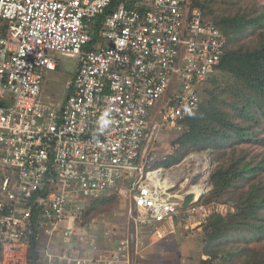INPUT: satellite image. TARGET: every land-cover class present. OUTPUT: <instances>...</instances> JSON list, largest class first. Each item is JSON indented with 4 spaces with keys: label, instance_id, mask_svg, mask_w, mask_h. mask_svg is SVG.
<instances>
[{
    "label": "built area",
    "instance_id": "obj_1",
    "mask_svg": "<svg viewBox=\"0 0 264 264\" xmlns=\"http://www.w3.org/2000/svg\"><path fill=\"white\" fill-rule=\"evenodd\" d=\"M192 1L121 0L107 13L113 0H0V264H143L182 210L186 226L223 212L196 193L183 208L200 185L194 154L147 165L155 132H183L225 55V34ZM59 57L78 66L50 105L43 83ZM113 196L124 222L86 237L108 222L85 212Z\"/></svg>",
    "mask_w": 264,
    "mask_h": 264
},
{
    "label": "trees",
    "instance_id": "obj_2",
    "mask_svg": "<svg viewBox=\"0 0 264 264\" xmlns=\"http://www.w3.org/2000/svg\"><path fill=\"white\" fill-rule=\"evenodd\" d=\"M120 2L113 0L107 13L115 10ZM218 3V0L192 1V6L200 8L225 34V55L218 76L210 79L209 87L202 94V103L182 123L183 134L174 143L179 144V148L160 164L170 168L191 154L203 152L212 155L214 161L222 162L232 152L228 165L220 163L210 174L208 183L212 189L201 204H234L235 211L226 216L216 212L205 223L202 254L208 258H202L199 264H264V249L239 246L245 242V233H250L252 240L264 238V225L260 222L264 215L261 179L264 155L237 151L241 144L264 147V33L259 32L255 44L243 41L249 31L264 30V12L251 13L243 8L233 13L221 12L215 8ZM125 4L131 5L128 1ZM6 35L7 23L0 19V36ZM198 178L191 182L198 183ZM245 188L248 189L246 194L235 200ZM120 202L116 196L94 201L85 212L86 221ZM182 211L176 219L178 229L186 224L188 217L185 210Z\"/></svg>",
    "mask_w": 264,
    "mask_h": 264
},
{
    "label": "rangeland",
    "instance_id": "obj_3",
    "mask_svg": "<svg viewBox=\"0 0 264 264\" xmlns=\"http://www.w3.org/2000/svg\"><path fill=\"white\" fill-rule=\"evenodd\" d=\"M219 3L215 5V8L219 9L221 12H227V13H233L237 9H242L243 10H250L251 13H254L256 11L259 12H264V0H218ZM238 4L237 6H235ZM237 12V11H236ZM210 20V19H209ZM5 23V21H4ZM259 32L263 31H249V33L246 35V37L243 39L245 43H250V44H255L258 42L259 37L258 34ZM77 60L74 58H67L63 57L60 61L58 71L52 74H49L43 83V93L41 100L45 103L48 104H57L60 103L67 95L68 93V84L69 82L73 79V76L76 72L77 69ZM218 76V75H217ZM210 85V82L206 85L204 88L207 89ZM203 90V92H204ZM203 94V93H202ZM203 96V95H202ZM203 99V98H202ZM159 122V120H156ZM156 121L154 122L153 126L155 125ZM264 131V127L262 129ZM183 132L179 131L177 132L174 129L163 127L159 131H156L154 136H153V142L149 143L148 146V156H147V165L150 167V169H155L162 167L161 162H153L151 161V157L155 158L154 156L160 157L164 154L165 156H170L174 154V152L179 148V144H174L178 138L182 136ZM151 142V141H150ZM240 147V148H239ZM239 149L237 150L238 153L241 150L249 151L250 153H255V154H260L264 155V147H252L249 146V144H241L239 145ZM212 153V152H211ZM195 155V160L192 159V163H200L202 165V168L200 171L202 172V175L199 176L198 178V183L199 189L203 191V197L211 191V186L208 183V179L212 171L218 167V165L221 164H226L231 161V158H233V153L231 152L228 154V157L226 160H213L212 155H210L208 152H203V153H194ZM191 161H189L190 163ZM262 181L264 183V173L262 175ZM190 186H188L185 190L189 189ZM248 191L247 188L239 192V195L234 197L235 200L240 198L243 194H246ZM212 204H215V208H217V205L224 206L223 208L218 206V210L223 211L221 214L227 215L230 212L233 213L234 209L230 206H234V204H225V203H217L213 202ZM209 204V205H212ZM228 206V207H227ZM125 207V204L123 202L113 204L109 206L106 210L102 211L100 214H106L105 218H103V221L105 220L108 222L107 225H102L101 227L98 228L96 231H91L89 234H84L86 237H92L91 235L95 234H104V231L106 228L112 230L113 225H115L116 222L118 224H121L124 222L122 219L121 221H118L116 219V216H120L121 213H123V208ZM188 209V208H186ZM217 210V209H215ZM226 210H228L226 212ZM219 213V212H218ZM99 214V215H100ZM123 215V214H122ZM261 224L264 225V215L262 216L261 219ZM111 223V224H109ZM188 226L184 224V226L180 227L179 229L175 225L176 229V234L169 236L165 241H162L158 244H156L153 247H149L146 251L148 254H151L148 261L146 262L147 264H164L166 260L170 259L168 264H199L200 260L207 259V256H203V238H204V225L205 223L201 224V220L197 218L196 216L191 218L189 220ZM100 225V223H99ZM175 242L171 241L174 238ZM245 242H241L239 246L244 247L248 246L251 247L252 249H257V250H263L264 249V238L261 240H252V235L250 233H245L243 235ZM182 249L185 247L188 250V253L185 255L179 256L178 254V249L180 247V243L182 241ZM102 238L100 239V241ZM180 240V241H179ZM178 241V242H176ZM185 241V242H184ZM185 243V246H184ZM180 244V245H179ZM101 247L103 245L101 244ZM235 248V246H232ZM152 249V250H151ZM165 260V261H164ZM156 261V262H154ZM166 264V263H165Z\"/></svg>",
    "mask_w": 264,
    "mask_h": 264
},
{
    "label": "crops",
    "instance_id": "obj_4",
    "mask_svg": "<svg viewBox=\"0 0 264 264\" xmlns=\"http://www.w3.org/2000/svg\"><path fill=\"white\" fill-rule=\"evenodd\" d=\"M62 58H63V57H59V58H58V60H59V64H60V61H61ZM77 64H78V61H77ZM48 75H49V74H48ZM48 75H47V76H48ZM47 76H46V77H47ZM71 81H72V80H71ZM71 81H70V82H71ZM70 82H69V83H70ZM68 87H69V84H68ZM67 90H68V92H69V89H67ZM201 166H202V165H200V168H202ZM200 170H201V169H200ZM200 174H202V172H201ZM195 191H196V190H195ZM199 192H200V190L198 189V192H194V193H196V194L199 195ZM175 234H176V233H175ZM175 234H174V235H175ZM171 236H172V235H171ZM171 238H174V237H171ZM175 239H176V238L172 239L171 241L175 242ZM180 240L182 241V239H180ZM180 240H179V241H180ZM176 242H178V241H176ZM184 242H185V241H184ZM178 243L181 244V245L179 244L180 247H179V249H178V251H179V252H178V253H179L178 255H179V256H182V255H185L186 253H188L187 248L184 247V248L182 249L183 241H182V243H181V242H178ZM184 246H185V243H184ZM151 250H152V249H151ZM150 255H151V254H148L147 251L145 252V259H144V261L142 262L143 264H147L146 262L148 261ZM164 261H165V260H164ZM170 261H172L171 258L168 259V260H166V262H164V264H165V263L168 264ZM154 262H156V261H154Z\"/></svg>",
    "mask_w": 264,
    "mask_h": 264
},
{
    "label": "water",
    "instance_id": "obj_5",
    "mask_svg": "<svg viewBox=\"0 0 264 264\" xmlns=\"http://www.w3.org/2000/svg\"><path fill=\"white\" fill-rule=\"evenodd\" d=\"M194 198H195V195L194 193H189L186 197H185V200L183 202V208L186 209L188 208L190 205H192V203L194 202ZM203 198V195L200 197V199L197 200V202H201Z\"/></svg>",
    "mask_w": 264,
    "mask_h": 264
},
{
    "label": "bare ground",
    "instance_id": "obj_6",
    "mask_svg": "<svg viewBox=\"0 0 264 264\" xmlns=\"http://www.w3.org/2000/svg\"><path fill=\"white\" fill-rule=\"evenodd\" d=\"M198 189H199V188H195V189H193L192 192H193V193H194V192H198ZM195 190H196V191H195ZM199 190H200V189H199ZM202 194H203V191H201V190H200V192H199V195L196 194L197 200L200 199V197H201Z\"/></svg>",
    "mask_w": 264,
    "mask_h": 264
},
{
    "label": "clouds",
    "instance_id": "obj_7",
    "mask_svg": "<svg viewBox=\"0 0 264 264\" xmlns=\"http://www.w3.org/2000/svg\"><path fill=\"white\" fill-rule=\"evenodd\" d=\"M184 131V130H183ZM201 172V171H200ZM200 175H202V174H199L197 177H199ZM194 184H198V183H194ZM202 195H204V194H202ZM201 195V196H202ZM203 199V198H202ZM202 201V200H201ZM230 207H232L233 209H234V207L233 206H230ZM234 211H235V209H234Z\"/></svg>",
    "mask_w": 264,
    "mask_h": 264
}]
</instances>
